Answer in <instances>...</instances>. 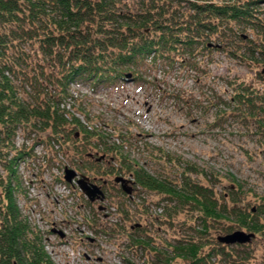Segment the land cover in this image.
<instances>
[{
    "label": "rangeland",
    "instance_id": "rangeland-1",
    "mask_svg": "<svg viewBox=\"0 0 264 264\" xmlns=\"http://www.w3.org/2000/svg\"><path fill=\"white\" fill-rule=\"evenodd\" d=\"M119 1L134 9L142 2L164 4L174 11L185 6L182 0ZM208 1L220 0L201 2ZM254 10V25L243 29L242 39L233 35L221 42L200 39L192 59L182 49L168 53V59L149 58L140 80L125 77L95 90L85 83L72 84L74 100L67 99L61 107L79 108L76 116L84 125L109 135L108 144L121 145L124 155L158 179L179 184L184 169L195 167L197 172L187 176L211 188L223 207L229 206L233 193L248 211L264 208V130L256 113L234 101L241 82L256 92L264 90L263 62L257 52L264 45V2L258 0ZM249 46L257 50L252 53ZM11 149L7 158L16 150L24 152L16 166L17 205L22 217L40 231L54 264H185L179 258L168 262L167 254L160 253L175 238L197 237L200 226L193 219L195 212L183 208L169 217L166 198L134 183L130 195L122 193L114 177L131 182L133 177L127 172L101 175L117 167L109 155L100 163L99 173L86 167L77 170L69 142L61 147L38 126L17 130ZM65 166L101 187L106 185L103 200L91 202L75 183H66ZM0 174H5L1 166ZM220 225L239 229L228 218L211 224L205 249L219 245L230 254H211L206 264H264V235L242 247L223 246L216 240L224 234ZM142 235L150 242L148 248H130L128 237Z\"/></svg>",
    "mask_w": 264,
    "mask_h": 264
},
{
    "label": "trees",
    "instance_id": "trees-1",
    "mask_svg": "<svg viewBox=\"0 0 264 264\" xmlns=\"http://www.w3.org/2000/svg\"><path fill=\"white\" fill-rule=\"evenodd\" d=\"M182 1L183 9L174 11L164 4L143 2L134 9L119 0H0V166L5 172L0 174V264H54L40 231L22 217L14 195L19 184L16 166L24 152L16 150L9 158L7 154L17 130L25 126H38L61 147L69 142L73 153L69 156L77 170L86 167L99 173L102 161L94 153L109 155L117 167H109L101 175L129 173L132 185L166 198L169 217L183 208L195 212L193 219L200 226L197 237L175 238L166 245L160 254H167L168 262L179 258L185 264H206L211 254L229 255L219 245L205 249L211 224L221 219H231L239 228L220 225L218 230L224 234L246 229L255 236L264 235V208L248 211L233 193L229 206L223 207L211 188L187 176L197 172L195 167L184 169L179 184L158 179L124 155L121 145L108 144L109 135L84 125L76 116L81 113L79 108L61 107L67 99L74 100L72 84L85 83L95 90L100 85L113 86L127 74L140 80L141 68L149 58L168 59V53L182 49L192 59L200 39L221 42L232 35L242 39L243 29L254 25L258 2ZM248 48L252 53L257 50ZM260 48L257 52L264 65V45ZM189 66H193L191 61ZM234 101L256 113L264 130V90L256 92L241 82ZM105 188L103 184V193ZM128 239L130 248L150 245L143 235Z\"/></svg>",
    "mask_w": 264,
    "mask_h": 264
},
{
    "label": "water",
    "instance_id": "water-1",
    "mask_svg": "<svg viewBox=\"0 0 264 264\" xmlns=\"http://www.w3.org/2000/svg\"><path fill=\"white\" fill-rule=\"evenodd\" d=\"M261 73H264V67L261 70ZM126 76H129L127 74ZM263 87H264V78H263ZM102 157V156H101ZM77 176V172L74 169L71 168H65L64 169V179L67 182H71L74 177ZM115 183H119L121 186V189L127 193H131V186L128 183V180H126L123 177H115L114 178ZM77 186L79 189L83 192V194L87 197V199L91 202L100 200L102 201L104 198V194L101 191L100 187L89 182L88 177L86 176H80L76 180ZM60 236H63V233L60 231H56ZM255 234L253 232H246L244 230H234L230 233H226L223 235L217 236V241L223 244H243V243H249L252 238H254Z\"/></svg>",
    "mask_w": 264,
    "mask_h": 264
},
{
    "label": "flooded vegetation",
    "instance_id": "flooded-vegetation-1",
    "mask_svg": "<svg viewBox=\"0 0 264 264\" xmlns=\"http://www.w3.org/2000/svg\"><path fill=\"white\" fill-rule=\"evenodd\" d=\"M262 74V73H261ZM264 76V74H262ZM264 78V77H263ZM104 161L105 160V157H102L101 159H97V161ZM225 246H232V245H236V244H223Z\"/></svg>",
    "mask_w": 264,
    "mask_h": 264
}]
</instances>
